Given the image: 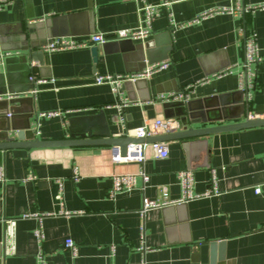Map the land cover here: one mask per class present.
<instances>
[{
  "label": "crops",
  "instance_id": "1",
  "mask_svg": "<svg viewBox=\"0 0 264 264\" xmlns=\"http://www.w3.org/2000/svg\"><path fill=\"white\" fill-rule=\"evenodd\" d=\"M163 1L5 4L0 9V38L6 48L0 43V53L9 54L0 70V88L16 87L21 90L18 95L27 98L9 103L16 110L10 119L3 113L9 107L0 102V138L9 122L21 127L29 114L31 133L26 137L133 135L145 119L177 121L175 103L180 100L192 101L198 115L208 118L198 117L195 127L245 120L247 109L249 117L264 118V9L192 22L197 13L213 6L243 9L264 0H167L170 3L155 13L152 34L144 41L126 38L116 45L112 40L108 51L105 43L98 44L97 70L92 46L44 48L52 35L88 38L96 32L137 28L145 23L143 6ZM27 23L38 26L39 45L34 50L41 51L40 61L23 47ZM251 30L257 33L261 60L255 66L256 83L247 90L240 79L245 38ZM149 41L157 59L168 54L170 64L135 89L136 100H129L126 92L116 93L109 84L94 82L97 74L139 70L143 61L133 46ZM198 80L206 81L189 90L187 98H156L180 93ZM11 97L9 90L0 94V99ZM120 98L128 103L122 109ZM49 111L61 114L40 116ZM165 142L167 157H157L146 143L142 162L114 161L112 145L0 150L5 176L0 181V220L7 228L0 263L264 264V126ZM185 169L193 172L192 192L198 197L142 212L143 200L160 199L165 189L171 199H182L179 173ZM141 170L149 174L147 182L138 176L135 188L110 195L114 173ZM211 190L214 193L207 195ZM9 219L15 221L12 232L5 222ZM66 238L75 243V254L64 244ZM212 242L217 243L214 252Z\"/></svg>",
  "mask_w": 264,
  "mask_h": 264
},
{
  "label": "built area",
  "instance_id": "2",
  "mask_svg": "<svg viewBox=\"0 0 264 264\" xmlns=\"http://www.w3.org/2000/svg\"><path fill=\"white\" fill-rule=\"evenodd\" d=\"M11 0H0V9L7 3H10ZM170 2L164 0L160 5H151L147 4L143 6L142 10H145V23L137 28H126V29H117L114 31H109V33L96 32L93 33L88 38H76V37H68V36H57V38L52 39L49 43H47L44 48L48 51H56L57 49H74V47H86L98 44H104L109 41L115 40H140L144 41L147 37L152 34V23L155 17V13L158 11L160 6H167ZM255 9H264V3L260 5H256L253 7H247L241 9L238 7H227L223 5L213 6L212 8L203 10L195 16L192 22L201 21L205 19L212 18V16L220 14V13H242L244 10L254 11ZM9 52L0 53V70L4 65L5 56L8 55ZM261 60L260 56V48L258 46V38L257 33L254 30L248 32L245 38V57L243 62V70L241 74V88L249 90L250 87L255 85V76L256 69L255 66ZM168 60H161L160 62L154 63H146L144 69L140 72H127V73H102L97 74L94 78V82L96 84H109L113 87V90L120 94L121 85L127 81H136V80H144L150 77L152 74L162 71L163 69L168 68L169 66ZM229 72L225 71V73ZM31 80H34V77H31ZM40 81H45L40 79ZM206 80H198L191 86H188L185 90L180 93H162L157 95V99L159 100H168V99H180L187 98V93L189 90L197 86V83L204 82ZM11 96V95H10ZM119 108L122 109L128 103L125 100L119 99ZM61 112L57 111H49L42 112L41 115L47 116H58ZM10 115V114H9ZM178 126L177 121L171 119H154L147 120L138 127L133 129V136L137 138H146L151 136H158L166 132H170L174 130ZM145 144H132L129 146L126 155H121L119 146H113L112 156L114 161L116 162H129L131 160L142 162L144 160L143 148ZM151 147L153 149V153L160 158L167 157L168 154V145L165 141H156L151 143ZM141 176L144 182H147L149 179V174L144 171L138 172H129V173H114L113 175V184L110 189V195L113 196L118 192L122 191H130L135 188L137 178ZM181 188H183L184 196L180 200H173L170 198L169 191L167 189L162 191V195L160 199H151L145 198L143 200L142 212L148 211V209L152 208H160L167 204H177L181 203L184 200L198 197L194 195L192 192L193 185V172L191 170L185 169L181 170L179 173ZM4 167L0 165V181H4ZM256 192H260V188L257 187L255 189ZM214 193V191H209L206 194L210 195ZM12 232V227L15 221L13 219H9L5 221ZM37 235L41 238L43 235L41 230H37ZM64 244L68 249L71 250L73 254L76 252V245L71 238H66Z\"/></svg>",
  "mask_w": 264,
  "mask_h": 264
},
{
  "label": "water",
  "instance_id": "3",
  "mask_svg": "<svg viewBox=\"0 0 264 264\" xmlns=\"http://www.w3.org/2000/svg\"><path fill=\"white\" fill-rule=\"evenodd\" d=\"M30 16V15H28ZM38 26L32 23H27L26 27L22 29V38L25 39V49L31 50V57L33 59L39 60L41 59V51L34 50L38 48L39 45V32L37 31ZM57 35H52L51 38H55ZM4 40L0 38L1 48L5 50L4 46ZM131 40V39H130ZM51 41V39H50ZM48 41V43L50 42ZM121 41V40H118ZM113 41L114 44L119 45L120 42ZM109 43L110 41L104 44V50L108 51V48L110 47ZM150 46H152V41L144 42V43H136L133 46L134 50H137L141 53V59H142V65L139 68V70L135 72H140L144 69L146 63H154V62H160L161 60H167L168 54L165 56H162L157 59L153 54V50L149 49ZM5 47V48H4ZM169 50V49H168ZM91 52L93 55V61H94V69H96L98 61H99V46L98 45H92ZM154 57V58H153ZM27 61V57L25 58ZM146 79L144 80H136V81H127L124 82L121 86L120 92H126L127 97L129 100H136L134 93L135 89H140L142 86H145ZM25 89V88H23ZM22 89V90H23ZM27 89V88H26ZM13 95L10 99H0V102L6 103L9 107L5 110L4 115L5 117H8V119L12 118L16 112L15 108L10 107L9 103H21L23 99L27 97H22L21 95H18V92H20V89H17L16 87L7 86L5 88H0V94L6 93L8 91ZM147 95V94H146ZM1 103V104H3ZM175 106L178 107L176 113L174 114V117L177 119L178 127H176L174 130L170 132L163 133L158 136H151L146 138H137L133 135L128 136H108L107 138H91L87 136L85 133H78L73 134L69 138H59V139H38L34 138V135L32 137H26L30 136L31 132H28L31 127L30 123V117L31 114H29L28 119H25V122L23 126L19 127L15 124H12L9 122L6 127L2 129L4 137L0 138V150L7 151V149H13V148H30V147H59V146H94V145H112V146H119L121 155H126L127 150L130 145L132 144H146V143H153L156 141H168V140H174V139H181V138H198L199 136L208 135V134H214L215 132H227V131H233L237 129H244V128H250V127H256V126H264V118H257V117H249V110L247 109L245 111V120L242 121H235L232 123H220L215 124L212 126L204 125V126H198L195 127L194 125L197 124L195 120L199 117L202 119V121H208V118L204 115H198L197 107L193 106L192 101L187 100H180L177 103H175ZM202 113V112H201ZM10 114V115H9ZM3 116V114H2ZM10 121V120H8ZM6 225L3 221L0 220V256L3 254V250L5 248V245L3 243L5 242L6 237ZM216 242H212L210 245V248L212 249V252H214L216 248ZM221 245V244H220ZM2 261V258L0 257V262ZM1 264V263H0Z\"/></svg>",
  "mask_w": 264,
  "mask_h": 264
}]
</instances>
